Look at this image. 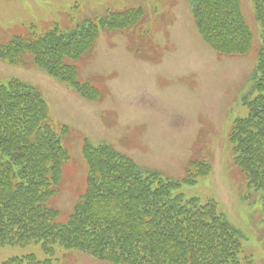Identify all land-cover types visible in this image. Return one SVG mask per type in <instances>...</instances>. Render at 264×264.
Here are the masks:
<instances>
[{
	"label": "trees",
	"instance_id": "trees-1",
	"mask_svg": "<svg viewBox=\"0 0 264 264\" xmlns=\"http://www.w3.org/2000/svg\"><path fill=\"white\" fill-rule=\"evenodd\" d=\"M261 26L262 45L245 99L247 115L236 119L229 134L234 164L248 186L264 190V0H252ZM202 39L216 52L243 55L253 35L240 0H190ZM142 9L87 19L77 30L52 29L15 36L0 43V60L34 64L97 100L99 92L78 81L80 59L94 45L100 27L125 30L142 17ZM62 131H69L63 127ZM88 174L70 216L49 201L60 191L68 152L51 123L38 89L19 79L0 83V247L39 243L48 255L14 256L0 264H57L56 247L88 253L115 264H253L242 255V232L220 212L215 200L202 202L178 192L211 171L208 162L192 161L183 181L163 177L137 165L110 144L85 140Z\"/></svg>",
	"mask_w": 264,
	"mask_h": 264
},
{
	"label": "rangeland",
	"instance_id": "rangeland-1",
	"mask_svg": "<svg viewBox=\"0 0 264 264\" xmlns=\"http://www.w3.org/2000/svg\"><path fill=\"white\" fill-rule=\"evenodd\" d=\"M256 36L244 56L219 55L200 38L189 0H0V42L32 30H62L109 11L143 7V20L125 32L102 31L95 48L71 61L78 80L90 81L105 95L85 100L76 88L36 67L0 62V82L22 79L44 94L55 125H67L63 138L71 161L64 168L62 192L50 205L65 222L81 190L87 164L81 150L87 138L113 144L143 168L182 178L192 159L210 160L213 170L179 190L186 198L214 199L220 212L243 233L242 255L264 264V190L248 186L233 162L228 139L233 122L244 117L243 99L261 43L251 0H241ZM48 255L39 243L0 247V262L14 256ZM59 264H111L58 247Z\"/></svg>",
	"mask_w": 264,
	"mask_h": 264
}]
</instances>
